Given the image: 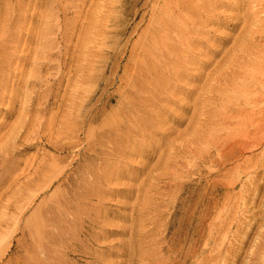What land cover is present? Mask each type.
Here are the masks:
<instances>
[{"label": "rangeland", "instance_id": "374dc122", "mask_svg": "<svg viewBox=\"0 0 264 264\" xmlns=\"http://www.w3.org/2000/svg\"><path fill=\"white\" fill-rule=\"evenodd\" d=\"M182 1L0 0V264H264V1Z\"/></svg>", "mask_w": 264, "mask_h": 264}, {"label": "bare ground", "instance_id": "6f19581e", "mask_svg": "<svg viewBox=\"0 0 264 264\" xmlns=\"http://www.w3.org/2000/svg\"><path fill=\"white\" fill-rule=\"evenodd\" d=\"M181 1H182V0H181ZM198 1H201V0H198ZM205 1H207V0H205ZM212 1H213V0H212ZM216 1H217V0H216ZM263 1H264V0H263ZM182 3H183V1H182ZM197 3H198V2H197ZM201 3H202V2H201ZM262 3H263V2H262ZM173 4H174V3H173ZM173 4H172V5H173ZM186 4H187V3H186ZM186 4H184V5H186ZM202 4H203V3H202ZM172 5H171V6H172ZM177 5H178V4H177ZM197 5H198V4H197ZM204 5H206V4H204ZM212 5H213V4H212ZM167 6H168V5H167ZM179 6H180V5H179ZM199 6H200V5H199ZM183 7H184V6H183ZM188 7H189V6H188ZM207 8H208V7H207ZM192 9H193V8H192ZM187 10H188V9H187ZM187 10L185 9L184 11L186 12ZM190 10H191V9H190ZM199 10H200V9H199ZM208 10H210V9H208ZM196 12H197V10H196ZM196 12H195V13H196ZM191 13H192V12H191ZM196 14H197V13H196ZM198 14H199V13H198ZM196 16H197V15H196ZM198 16H199V15H198ZM205 16H206V15H205ZM205 16H204V17H205ZM199 17H201V16H199ZM199 17H197V18L199 19ZM218 17H219V16H218ZM195 18H196V17H195ZM201 18H202V17H201ZM201 18H200V19H201ZM177 19H178V17H177ZM206 19H207V18H206ZM179 20H180V19H178V21H179ZM196 20H197V19H196ZM178 21H177V22H178ZM204 21H205V20H204ZM204 21H203V22H204ZM207 21H208V20H207ZM207 21H206V22H207ZM212 21H213V20H212ZM194 22H195V21H194ZM197 22H198V21H197ZM197 22H195V24H196ZM192 24H193V23H192ZM195 24H193V25H195ZM202 24H203V23H202ZM196 25H197V24H196ZM201 26H202V25H201ZM193 27H194V26H193ZM177 28H178V27H177ZM181 28H182V27H181ZM196 28H197V27H196ZM197 30H198V28H197ZM193 32H194V30H193ZM193 32H192V33H193ZM201 32H202V31H201ZM195 33H196V32H195ZM196 34L199 35L198 33H196ZM188 35H190V34H188ZM186 37H188V36H186ZM202 38H203V37H202ZM202 38H201V39H202ZM180 39H181V38H180ZM185 39H186V38H185ZM185 39H184V40H185ZM188 39H189V38H188ZM190 42H191V41H190ZM192 42H193V41H192ZM197 42H199V41H197ZM148 43H149V42H148ZM179 43H180V42H179ZM193 43H194V42H193ZM180 44H181V43H180ZM189 44H190V43H189ZM183 45H184V44H183ZM187 45H188V43H187ZM190 45H191V44H190ZM192 45H193V44H192ZM192 45H191V46H192ZM202 45H203V44H202ZM193 46H194V45H193ZM194 47H196V46H194ZM196 48H197V47H196ZM196 48H195V49H196ZM191 49H192V48H191ZM189 50H190V49H189ZM207 54H208V53H207ZM262 56H263V55H262ZM173 57H174V56H173ZM183 57H184V56H183ZM160 58H161V57H160ZM174 58H175V57H174ZM174 58H173V59H174ZM263 60H264V59H263ZM193 61H194V60H193ZM202 61H203V60H202ZM253 61H254V60H253ZM185 62H186V61H185ZM187 62H188V61H187ZM194 62H195V61H194ZM182 63H183V61H182ZM252 63H253V62H252ZM184 64H185V63H184ZM182 65H183V64H182ZM177 66H178V65H177ZM168 67H169V66H168ZM256 67H258V66H256ZM263 67H264V65H263ZM263 67H261V69H262ZM175 68H176V66H175ZM259 68H260V67H259ZM253 69H254V67H253ZM178 70H179V68H178ZM170 71H171V70H170ZM174 71L176 72L175 69H174ZM181 71H182V70H181ZM259 71H261V70H259ZM175 72H174V73H175ZM177 72H178V71H177ZM249 72H250V70H249ZM251 72H253V71H251ZM256 72H257V71H256ZM261 72H262V71H261ZM169 73H171V72H169ZM221 73H222V72H221ZM156 74H157V73H156ZM245 74H247V73H245ZM245 74H244V75H245ZM252 74H253V73H252ZM256 74H257V73H256ZM263 74H264V72H263ZM152 75H153V74H152ZM174 75H175V74H174ZM176 75H177V74H176ZM179 75H180V74H179ZM222 75H223V74H222ZM247 75H248V74H247ZM253 75H254V74H253ZM258 75H259V74H258ZM258 75H257V76H258ZM159 76H160V75H159ZM170 76H171V75H170ZM248 76H249V75H248ZM255 76H256V75H255ZM175 77H176V76H175ZM246 78H247V77H246ZM255 78H256V77H255ZM160 79H161V78H160ZM176 79H177V78H176ZM221 79H222V78H221ZM166 80H168V78H167ZM169 80H170V79H169ZM184 80H185V79H184ZM216 80H217V79H216ZM216 80H215V81H216ZM219 80H220V79H219ZM249 80H251V79H249ZM170 81H171V80H170ZM164 82H165V81H164ZM254 82H255V81H254ZM161 83L163 84V82H161ZM167 84H168V83H167ZM167 84H166V85H167ZM248 85H254V84H251V83H250V84H248ZM255 85H257V83H256ZM255 85H254V86H255ZM212 86L214 87V85H212ZM254 86H253V87H254ZM258 87H259V86H258ZM262 94H263V93H262ZM259 96H260V95H259ZM152 97H153V96H152ZM219 97H220V96H219ZM228 97H229V96H228ZM158 99H159V98H158ZM251 99H252V98H251ZM263 99H264V98H263ZM263 99H262V100H263ZM160 101H161V100H160ZM258 101H259V100H258ZM259 102H260V101H259ZM259 102H258V103H259ZM225 105H226V104H225ZM232 108H233V107H232ZM224 112H225V111H224ZM147 123H149V122H147ZM144 124H145V123H144ZM138 125H139V124H138ZM261 130H262V129H261ZM142 132H143V131H142ZM144 133H145V132H144ZM116 150H117V149H116ZM124 156H125V155H124ZM93 177H94V176H93ZM98 177H99V176H98ZM94 178H95V177H94Z\"/></svg>", "mask_w": 264, "mask_h": 264}]
</instances>
